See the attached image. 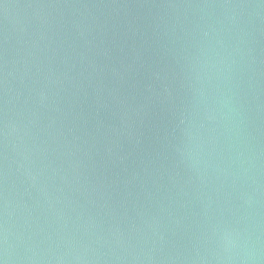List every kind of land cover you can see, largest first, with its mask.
I'll list each match as a JSON object with an SVG mask.
<instances>
[{
    "label": "water",
    "instance_id": "obj_1",
    "mask_svg": "<svg viewBox=\"0 0 264 264\" xmlns=\"http://www.w3.org/2000/svg\"><path fill=\"white\" fill-rule=\"evenodd\" d=\"M2 264H264V0H0Z\"/></svg>",
    "mask_w": 264,
    "mask_h": 264
},
{
    "label": "snow or ice",
    "instance_id": "obj_2",
    "mask_svg": "<svg viewBox=\"0 0 264 264\" xmlns=\"http://www.w3.org/2000/svg\"><path fill=\"white\" fill-rule=\"evenodd\" d=\"M0 264H2V262H0Z\"/></svg>",
    "mask_w": 264,
    "mask_h": 264
}]
</instances>
